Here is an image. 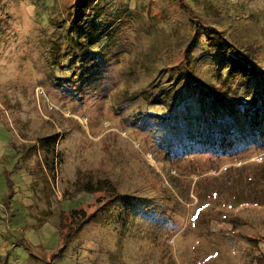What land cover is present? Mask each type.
I'll return each instance as SVG.
<instances>
[{"label": "rangeland", "instance_id": "374dc122", "mask_svg": "<svg viewBox=\"0 0 264 264\" xmlns=\"http://www.w3.org/2000/svg\"><path fill=\"white\" fill-rule=\"evenodd\" d=\"M75 1L0 0L1 259L253 264L264 117L257 142L215 116L224 59L264 60V0H93L72 33Z\"/></svg>", "mask_w": 264, "mask_h": 264}, {"label": "trees", "instance_id": "16d2710c", "mask_svg": "<svg viewBox=\"0 0 264 264\" xmlns=\"http://www.w3.org/2000/svg\"><path fill=\"white\" fill-rule=\"evenodd\" d=\"M92 2L93 0L75 1L73 10L74 16L72 20L70 19V21H72V26L70 27L72 33H80L77 32V29L75 28L83 23H90L89 18L92 16ZM214 30L216 31L215 35L223 34V32L220 33L218 29ZM206 34L209 36L208 33ZM214 44L216 46L215 42ZM232 51V54L224 59V63L221 67L225 66L224 68L227 70V76L231 77L238 86L236 87L232 85L235 82L230 81L231 83L228 82V84L226 83L221 88L217 89L221 99L226 100H223L222 103L218 102L219 106L215 116L217 128H222L226 125V123L223 125L218 121L225 116V114L232 115L233 124L237 123L236 116L240 115L245 118L249 130L254 134L256 141L258 142L261 141L262 122L264 117V60L261 59V61H254L236 47ZM211 88L212 86L210 85L209 89ZM206 93H209V91ZM219 111L220 113H218ZM50 143V140L47 139L42 141L41 144L44 145V147H48L50 146ZM71 212L77 214L79 211L75 209ZM87 220L88 219H85L83 223ZM67 233L71 234V232ZM60 234H64L62 230L60 231ZM65 247L66 246H64V248ZM63 249H61L60 252H62ZM0 260L2 264H6L4 258L1 259L0 257ZM253 264H264V254L257 255Z\"/></svg>", "mask_w": 264, "mask_h": 264}]
</instances>
